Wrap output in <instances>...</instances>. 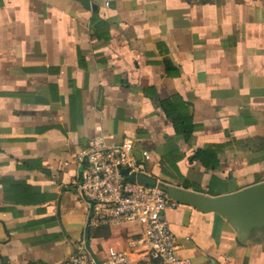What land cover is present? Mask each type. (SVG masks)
I'll list each match as a JSON object with an SVG mask.
<instances>
[{"label":"crops","instance_id":"1","mask_svg":"<svg viewBox=\"0 0 264 264\" xmlns=\"http://www.w3.org/2000/svg\"><path fill=\"white\" fill-rule=\"evenodd\" d=\"M129 138L147 176L226 196L264 182V0H0V264L137 251L141 227L85 230L77 154ZM178 254L264 264L249 227L177 203Z\"/></svg>","mask_w":264,"mask_h":264},{"label":"built area","instance_id":"2","mask_svg":"<svg viewBox=\"0 0 264 264\" xmlns=\"http://www.w3.org/2000/svg\"><path fill=\"white\" fill-rule=\"evenodd\" d=\"M75 161L81 168L76 184L90 211L88 240L100 226L132 223L141 227L139 237L130 242L137 251L109 248L108 264H194L179 256L176 237L164 218L177 202L159 186L139 182L140 176L147 175L148 152L137 158L133 140L126 138L118 144L101 143L84 150ZM81 248L82 255L72 263L95 264L84 242Z\"/></svg>","mask_w":264,"mask_h":264},{"label":"water","instance_id":"3","mask_svg":"<svg viewBox=\"0 0 264 264\" xmlns=\"http://www.w3.org/2000/svg\"><path fill=\"white\" fill-rule=\"evenodd\" d=\"M124 174L128 170H123ZM139 182L150 186H159L166 191L171 199L179 204L191 206L203 213L214 212L228 219L231 224L243 222L249 227L264 223V182L250 186L236 193L209 198L202 194L173 187L158 180L142 175ZM88 230H86V247L89 245ZM95 264L98 260L92 257Z\"/></svg>","mask_w":264,"mask_h":264}]
</instances>
